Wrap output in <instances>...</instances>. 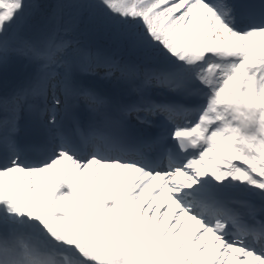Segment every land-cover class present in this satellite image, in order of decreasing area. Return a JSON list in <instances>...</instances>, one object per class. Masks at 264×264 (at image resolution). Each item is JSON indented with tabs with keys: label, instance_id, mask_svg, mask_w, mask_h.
I'll return each instance as SVG.
<instances>
[{
	"label": "snow or ice",
	"instance_id": "6c2138e0",
	"mask_svg": "<svg viewBox=\"0 0 264 264\" xmlns=\"http://www.w3.org/2000/svg\"><path fill=\"white\" fill-rule=\"evenodd\" d=\"M13 59L0 264H264V0H0Z\"/></svg>",
	"mask_w": 264,
	"mask_h": 264
},
{
	"label": "rangeland",
	"instance_id": "374dc122",
	"mask_svg": "<svg viewBox=\"0 0 264 264\" xmlns=\"http://www.w3.org/2000/svg\"><path fill=\"white\" fill-rule=\"evenodd\" d=\"M39 3L48 6V5H54L60 0H38ZM75 30H79V32L88 31L90 34V37L86 36V41L83 44L84 47H89V44L96 45V47L107 49L109 46L105 43V41L99 37H97L84 22H78L75 26ZM88 34V35H89ZM105 44V45H104Z\"/></svg>",
	"mask_w": 264,
	"mask_h": 264
},
{
	"label": "bare ground",
	"instance_id": "6f19581e",
	"mask_svg": "<svg viewBox=\"0 0 264 264\" xmlns=\"http://www.w3.org/2000/svg\"><path fill=\"white\" fill-rule=\"evenodd\" d=\"M89 33H88V31H84V32H79V30H74V33H73V35H74V37L80 42V44L83 46V44L82 43H84L85 41H86V36L87 37H90V34L88 35ZM89 47L90 48H93V49H95V48H97V47H95V46H92L91 44H89ZM10 64H18V65H20V66H22V68H23V71H22V73H21V75L20 76H18V78L17 79H15L14 81H13V86L15 85V84H17L20 80H22L26 75H27V73H30L31 71H33V68L31 67V66H29V67H25L24 66V62L23 61H20V60H17V59H13L10 63H9V65ZM0 70H3V68H0ZM2 80H0V82H1ZM5 82H7L6 80H5ZM108 187H110V185L108 186Z\"/></svg>",
	"mask_w": 264,
	"mask_h": 264
},
{
	"label": "water",
	"instance_id": "95a60500",
	"mask_svg": "<svg viewBox=\"0 0 264 264\" xmlns=\"http://www.w3.org/2000/svg\"><path fill=\"white\" fill-rule=\"evenodd\" d=\"M12 68H14V67L13 66L9 67L7 70V74L10 78L15 77L16 75H18V73H20V69H17L16 72H13V71H11Z\"/></svg>",
	"mask_w": 264,
	"mask_h": 264
}]
</instances>
